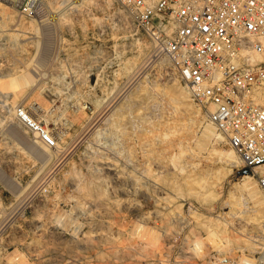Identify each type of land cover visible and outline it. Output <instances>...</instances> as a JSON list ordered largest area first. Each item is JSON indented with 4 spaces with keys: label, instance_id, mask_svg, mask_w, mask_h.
I'll list each match as a JSON object with an SVG mask.
<instances>
[{
    "label": "rangeland",
    "instance_id": "1",
    "mask_svg": "<svg viewBox=\"0 0 264 264\" xmlns=\"http://www.w3.org/2000/svg\"><path fill=\"white\" fill-rule=\"evenodd\" d=\"M7 69L30 73L31 86L4 94L58 144L14 119L0 124V264L264 257L251 171L236 152L234 166L217 156L233 149L117 0H0L1 80Z\"/></svg>",
    "mask_w": 264,
    "mask_h": 264
},
{
    "label": "built area",
    "instance_id": "2",
    "mask_svg": "<svg viewBox=\"0 0 264 264\" xmlns=\"http://www.w3.org/2000/svg\"><path fill=\"white\" fill-rule=\"evenodd\" d=\"M170 62L264 196V0H117ZM12 117L50 148L57 134L0 92ZM256 264H264V257Z\"/></svg>",
    "mask_w": 264,
    "mask_h": 264
},
{
    "label": "bare ground",
    "instance_id": "3",
    "mask_svg": "<svg viewBox=\"0 0 264 264\" xmlns=\"http://www.w3.org/2000/svg\"><path fill=\"white\" fill-rule=\"evenodd\" d=\"M73 7V6H72ZM44 18V17H43ZM50 34V33H49ZM24 37V36H23ZM41 41V40H40ZM48 42V41H47ZM10 43V42H9ZM4 44V43H3ZM41 44V43H40ZM5 52V51H4ZM36 54H38V52L36 53ZM42 57V56H41ZM15 60V59H14ZM33 61V60H32ZM37 61V60H36ZM40 61V60H39ZM21 63V62H20ZM43 65V64H42ZM45 65V64H44ZM21 66V65H20ZM26 66V65H25ZM81 66V65H80ZM27 67V66H26ZM32 67V66H31ZM25 68V67H24ZM15 69V68H14ZM26 69V68H25ZM39 69V68H38ZM43 69V68H42ZM134 69V68H133ZM4 70V69H3ZM34 70H35V68H34ZM16 71V70H15ZM14 71V72H15ZM33 71V70H32ZM22 73L19 75H16V76H13L14 74H10L9 73V71H8V69L6 70V73H4L3 74V77H5L6 79L5 80H1L0 79V92L1 93H5V92H7L6 90H8L9 88H14V90L13 91H17V90H24V88H27V86H31V76H30V73L27 71V70H23V71H21ZM37 72V71H36ZM41 72V71H40ZM18 73V72H17ZM16 73V74H17ZM20 73V72H19ZM42 73H43V71H42ZM41 73V74H42ZM44 74V73H43ZM46 74V73H45ZM40 75V74H39ZM136 75V74H135ZM136 77V76H135ZM134 77V78H135ZM37 78V77H36ZM132 78V77H131ZM35 79V78H34ZM39 81V80H38ZM131 83V82H130ZM40 84V83H39ZM52 84V83H51ZM17 88V89H16ZM125 89V88H124ZM12 91V90H11ZM13 93V92H12ZM61 100V99H60ZM14 101H15V99H14ZM14 103V102H13ZM16 104V103H15ZM35 109L36 110H38V111H42V109H41V106H39V107H35ZM95 117V116H94ZM102 117V116H101ZM114 117V116H113ZM90 119H92V118H90ZM13 120V118L12 117H8V116H4L3 118H1L0 119V124H2L3 125V123H7V122H11ZM53 120V119H52ZM94 122H92L91 124L92 125H94L93 124ZM10 125V124H9ZM90 125V124H89ZM89 125H87L86 126V131H87V127H89ZM91 125V126H92ZM97 125V124H96ZM93 127V126H92ZM91 127V128H92ZM6 128V127H5ZM100 129V128H99ZM92 130V129H91ZM85 131V130H84ZM83 131V132H84ZM90 132V131H89ZM88 132V133H89ZM125 132V131H124ZM215 132V131H214ZM112 133V132H111ZM85 134H86V132H85ZM17 136H20L18 133H17ZM77 136V135H76ZM205 136H206V138H208V139H211V138H213L214 137V133H213V131L212 130H208V131H206V133H205ZM215 137L216 138H218V137H220V138H222V136H220L219 134H215ZM60 138V137H59ZM85 141H86V139H85ZM41 142V141H40ZM77 142V141H76ZM36 143H38V141H35V142H33V143H31L30 145H29V149H30V151L32 152V153H34L35 155H37L36 154V152L35 151H33L32 149H38V146H36L37 144ZM42 143V142H41ZM43 144V143H42ZM112 144V143H111ZM44 145V144H43ZM113 145V144H112ZM46 146V145H45ZM70 148V147H69ZM186 148V147H185ZM109 150V149H108ZM215 150V149H214ZM44 153V152H43ZM212 153V152H211ZM216 153H217V156L218 157H220V158H223L229 165H231V166H234V165H236L237 163H238V157L236 156V154H235V151H226V150H216ZM215 153V154H216ZM49 154V153H48ZM214 154V153H213ZM213 154H211L212 156H213ZM38 156V155H37ZM109 156V155H108ZM188 156V155H187ZM216 156V155H215ZM129 160V159H128ZM107 162V161H106ZM130 165V164H129ZM108 169L112 172V174H113V176H114V179L116 180V181H119L121 178H122V174L121 173H119L118 172V170H116L114 167H108ZM124 173V172H123ZM126 175V174H125ZM46 177V176H45ZM250 176H245V178L244 179H248ZM244 187V190H246V191H249L250 192V186L249 185H245V186H243ZM28 190V189H27ZM37 190V189H36ZM35 193V192H34ZM250 195H251V197H252V199L253 200H255L256 198H257V195H256V193L254 194V193H250ZM22 197V196H21ZM27 201V200H26ZM28 202V201H27ZM38 203V202H37ZM44 204V203H43ZM129 209V208H128ZM263 212H264V210H263ZM258 213V212H257ZM259 214V213H258ZM4 215V214H3ZM216 232H217V230H216ZM103 233V232H102ZM210 235V234H209ZM210 237V236H209ZM213 237H214V235H213ZM221 237V236H220ZM223 237V236H222ZM207 238V237H206ZM230 239V238H229ZM217 240V239H216ZM220 240V239H219ZM226 240V239H225ZM92 241V240H91ZM222 241V240H221ZM207 242V241H206ZM197 243H199L198 241H197ZM263 246H264V244H263ZM223 248V247H222ZM230 253V252H229ZM244 264H256V261L252 258H246L245 259V261H244Z\"/></svg>",
    "mask_w": 264,
    "mask_h": 264
}]
</instances>
